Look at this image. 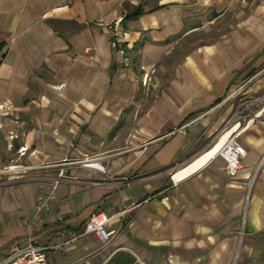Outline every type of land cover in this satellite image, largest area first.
I'll return each mask as SVG.
<instances>
[{"label":"crops","instance_id":"crops-1","mask_svg":"<svg viewBox=\"0 0 264 264\" xmlns=\"http://www.w3.org/2000/svg\"><path fill=\"white\" fill-rule=\"evenodd\" d=\"M119 15L122 55L106 30ZM1 43L0 178L27 172L0 183V260L32 239L53 247L47 264H264V112L235 177L216 157L174 179L264 97V0H0ZM97 212L115 216L107 243L84 234Z\"/></svg>","mask_w":264,"mask_h":264},{"label":"built area","instance_id":"built-area-1","mask_svg":"<svg viewBox=\"0 0 264 264\" xmlns=\"http://www.w3.org/2000/svg\"><path fill=\"white\" fill-rule=\"evenodd\" d=\"M107 34L109 36L110 40V46L113 49V51L118 54L122 55L124 54L123 46L127 37V30L124 25V16L119 15L117 18L107 25ZM249 112L248 120L246 121V126L242 129L238 130L240 124H236L238 128L231 132L220 150L212 157H220L225 162V172L230 177H235L239 170L242 167V159L245 156V149L243 146L239 143L238 137L240 136L241 131H243L251 122H254L255 120H259L260 115L262 112H264V97L256 98L253 101L246 104V107L244 111H239L236 113L237 118H241L244 116V114ZM261 122V121H260ZM264 124V122H261ZM233 127H224L221 133L219 134L218 139L214 142H218L223 136H225L227 133H229ZM213 144V145H214ZM212 145V146H213ZM211 146V147H212ZM210 147V148H211ZM209 148V149H210ZM27 153V148H20L19 149V157L22 158ZM19 158V159H20ZM211 158V159H212ZM67 162L61 163V164H53L48 166H41L37 169H50V168H61L64 165H66ZM261 163H264V158H262ZM21 168L20 166H11L8 167L5 171L17 173H24L27 172V168L24 167L21 170L17 169ZM68 180L65 176V171L63 169H60L58 174L55 178L52 180V188L50 191V194L48 195V199H51L53 197V192L56 188V186L61 182ZM98 184V183H94ZM39 201V209H47L46 203H44L43 197L38 198ZM115 216H108L104 212H97L91 215L90 219L85 225L84 234H95L102 243L109 242L115 235V232H109L107 230V225L109 222H111ZM53 247L51 246H44L38 244L36 241H33L32 239H29L28 243L24 246L17 247L11 251V253L4 259L0 260V264H47V255L49 251Z\"/></svg>","mask_w":264,"mask_h":264},{"label":"rangeland","instance_id":"rangeland-1","mask_svg":"<svg viewBox=\"0 0 264 264\" xmlns=\"http://www.w3.org/2000/svg\"><path fill=\"white\" fill-rule=\"evenodd\" d=\"M228 24H230V21L227 18L225 20H222L221 23L214 25L209 31L210 33H205L201 31L199 33L191 35L188 41L185 40L181 41L180 45L178 46V49L175 50V53L170 58V60L164 62L167 66L165 69H163L162 73H159V69L158 70L156 69V71L153 70L151 71L152 73H150V77L149 76L147 77L146 79L147 81L145 82V87H143V89H145V92H149L153 86H155L156 89L163 88L166 79H168L170 76V70H171L170 67L172 66L171 63H173L177 59V57L182 55L187 48L194 47L196 44L199 43V41L211 40L215 38L216 35H218V32H225L228 29ZM17 160H19V158ZM8 174L10 175L13 173L9 172L3 174L0 178V183H2L1 185H5L7 183Z\"/></svg>","mask_w":264,"mask_h":264},{"label":"bare ground","instance_id":"bare-ground-1","mask_svg":"<svg viewBox=\"0 0 264 264\" xmlns=\"http://www.w3.org/2000/svg\"><path fill=\"white\" fill-rule=\"evenodd\" d=\"M235 129L236 128H233L229 133H227L218 142H216L207 152H205L200 157H198L190 165L177 171L174 175V179L175 180L181 179L184 176L188 175L189 173L196 171L198 168L204 166L220 150V148L222 147V145L224 144L230 133L233 132V130ZM89 166H97V164L92 162L91 165L89 164Z\"/></svg>","mask_w":264,"mask_h":264},{"label":"trees","instance_id":"trees-1","mask_svg":"<svg viewBox=\"0 0 264 264\" xmlns=\"http://www.w3.org/2000/svg\"><path fill=\"white\" fill-rule=\"evenodd\" d=\"M138 15V14H135V16ZM127 17H124V22L126 20ZM5 48V43H1L0 44V53L3 51V49Z\"/></svg>","mask_w":264,"mask_h":264}]
</instances>
